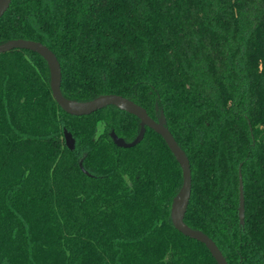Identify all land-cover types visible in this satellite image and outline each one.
<instances>
[{
  "label": "trees",
  "instance_id": "obj_1",
  "mask_svg": "<svg viewBox=\"0 0 264 264\" xmlns=\"http://www.w3.org/2000/svg\"><path fill=\"white\" fill-rule=\"evenodd\" d=\"M13 39L55 54L66 98L162 111L190 164L184 222L228 264H264V0H12L0 43ZM138 129L112 106L63 112L38 54L0 53V264H216L172 226L182 173L164 140L109 137Z\"/></svg>",
  "mask_w": 264,
  "mask_h": 264
},
{
  "label": "water",
  "instance_id": "obj_2",
  "mask_svg": "<svg viewBox=\"0 0 264 264\" xmlns=\"http://www.w3.org/2000/svg\"><path fill=\"white\" fill-rule=\"evenodd\" d=\"M11 1L12 0H0V18L8 9ZM14 49L29 50L34 52L46 62L49 72V88L52 98L63 112L72 116L81 117L91 115L98 110L112 106L118 110L135 116L139 121V129L133 140L128 142L123 138L118 137L114 131L109 132L110 139L118 148H131L139 144L143 140L146 128L153 130L164 140L168 149L177 161L182 173L181 186L172 199L170 206V220L172 226L183 236L203 244L215 260L216 264H228L225 257L211 238H209L202 231L189 227L184 222V216L191 195L190 164L184 151L179 147L166 127V120L163 112L159 111L158 117L154 120L149 116L144 108L137 105L132 100L114 94H102L86 101L66 98L61 92L62 77L60 64L55 54L46 45L38 41L26 39H13L0 43V53H6ZM63 138L66 148L68 150H73L75 147V141L71 133L67 130H63ZM79 167L82 172L86 173L82 168V163H79ZM238 190L239 199L237 212L239 224L242 226L244 224V195L240 172Z\"/></svg>",
  "mask_w": 264,
  "mask_h": 264
},
{
  "label": "flooded vegetation",
  "instance_id": "obj_3",
  "mask_svg": "<svg viewBox=\"0 0 264 264\" xmlns=\"http://www.w3.org/2000/svg\"><path fill=\"white\" fill-rule=\"evenodd\" d=\"M155 111H156V107H155ZM157 111H158V109H157ZM157 111H156V112H157ZM157 117H158V116H157ZM154 120H155V119H154Z\"/></svg>",
  "mask_w": 264,
  "mask_h": 264
},
{
  "label": "rangeland",
  "instance_id": "obj_4",
  "mask_svg": "<svg viewBox=\"0 0 264 264\" xmlns=\"http://www.w3.org/2000/svg\"><path fill=\"white\" fill-rule=\"evenodd\" d=\"M99 129H100V127H99Z\"/></svg>",
  "mask_w": 264,
  "mask_h": 264
}]
</instances>
